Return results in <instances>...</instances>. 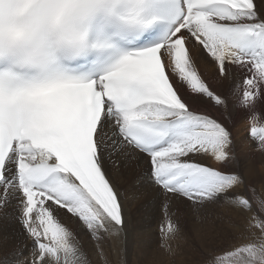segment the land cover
I'll list each match as a JSON object with an SVG mask.
<instances>
[{"label":"snow or ice","instance_id":"1","mask_svg":"<svg viewBox=\"0 0 264 264\" xmlns=\"http://www.w3.org/2000/svg\"><path fill=\"white\" fill-rule=\"evenodd\" d=\"M261 104L264 0H0V264H128L132 174L158 251L264 264L231 128L264 153Z\"/></svg>","mask_w":264,"mask_h":264},{"label":"bare ground","instance_id":"2","mask_svg":"<svg viewBox=\"0 0 264 264\" xmlns=\"http://www.w3.org/2000/svg\"><path fill=\"white\" fill-rule=\"evenodd\" d=\"M202 71L206 76L211 77L215 74V67L213 65H202ZM238 79V77H237ZM231 85L225 82V91ZM260 117L256 124L262 126L264 123V104L258 106ZM249 113L243 109H233L231 112L232 122L231 128L233 136L236 140V149L243 147L245 152H248L249 158L256 156L260 152L253 151L252 140L249 137V131L243 132L240 122L249 119ZM260 124V125H258ZM250 144V145H249ZM262 155L264 153H261ZM259 161L264 162V157L259 154ZM239 168L247 177V173H252V168L243 167L239 162ZM251 166V164H249ZM257 166V164L255 165ZM259 166V165H258ZM262 171V170H261ZM263 177V176H262ZM255 180V179H254ZM136 182V175L132 174L126 180L121 179L120 184L122 190L127 194L126 206L128 214V228L126 240V259L128 264H192L196 257L191 245L183 246L175 256H167L158 251L157 249V223H158V210L156 198L154 195L145 194L140 198H134V190L139 188L140 185ZM263 183V180L258 181ZM258 189L264 192V184L258 185ZM73 227H76L73 225ZM196 241H193L195 244ZM115 252V249H114ZM13 247L10 245L4 249H0V258L11 257Z\"/></svg>","mask_w":264,"mask_h":264},{"label":"rangeland","instance_id":"3","mask_svg":"<svg viewBox=\"0 0 264 264\" xmlns=\"http://www.w3.org/2000/svg\"><path fill=\"white\" fill-rule=\"evenodd\" d=\"M240 125L243 128V132L245 133V132L250 130V128L252 126V121H250V119H247L244 122H240ZM258 125H260V124H258ZM261 125L264 126V123ZM253 151H256V150L253 149ZM236 153H237V156H238V159H239L241 166L247 167V168H249V167L252 168V173L251 174L247 173V179H248V182L250 185L255 186L256 196L254 197V204H256L257 198H264V192L263 191L261 192L258 189V185L260 186V185L264 184V162H261V161L258 162V160H259L258 156L260 154L261 156L264 157V154L262 155L261 153H259L256 156H252L251 158H249L248 152H245L242 146L239 149H236ZM249 164H251V166H249ZM256 164H257V166H255ZM261 180H263L262 184L258 182ZM256 206L258 207V204H256ZM201 264H202V261H201Z\"/></svg>","mask_w":264,"mask_h":264}]
</instances>
